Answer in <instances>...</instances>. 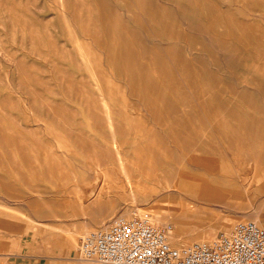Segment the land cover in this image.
I'll return each mask as SVG.
<instances>
[{"label":"rangeland","instance_id":"374dc122","mask_svg":"<svg viewBox=\"0 0 264 264\" xmlns=\"http://www.w3.org/2000/svg\"><path fill=\"white\" fill-rule=\"evenodd\" d=\"M142 212L264 228V0H0V264H96L70 239Z\"/></svg>","mask_w":264,"mask_h":264},{"label":"built area","instance_id":"2783aa9c","mask_svg":"<svg viewBox=\"0 0 264 264\" xmlns=\"http://www.w3.org/2000/svg\"><path fill=\"white\" fill-rule=\"evenodd\" d=\"M170 231L168 224H155L149 212L118 216L81 237L80 255L96 264H264V228L254 220L184 246L169 241Z\"/></svg>","mask_w":264,"mask_h":264},{"label":"bare ground","instance_id":"6f19581e","mask_svg":"<svg viewBox=\"0 0 264 264\" xmlns=\"http://www.w3.org/2000/svg\"><path fill=\"white\" fill-rule=\"evenodd\" d=\"M125 77V76H124ZM128 82V81H127ZM139 85V84H138ZM130 94V93H129ZM148 101V100H147ZM169 156V155H168ZM120 159H122V158H120ZM124 168V167H123ZM174 169H176V167H174ZM178 169V168H177ZM176 169V170H177ZM173 170V169H172ZM174 171V170H173ZM176 173V172H175ZM197 177V175H195V174H182V175H177V178H176V180L175 181H172V180H169L167 183H166V186L165 187H167V189H169V190H172V191H178V193L179 192H182V191H186V192H188V193H193L192 195H194V197H197V198H202V197H204L201 193L200 194H198L199 193V188L198 187H196V186H194V187H192V183H193V181H194V179ZM199 181V180H198ZM202 183H207L208 182V180L206 179V177H204L202 180ZM221 184H223L221 181H219ZM221 186V185H220ZM223 186V185H222ZM201 187H203V185H201ZM162 188V187H161ZM206 189V188H205ZM162 192V191H161ZM204 192H205V190H204ZM158 193V192H157ZM177 193V194H178ZM184 193V192H183ZM208 193V192H207ZM181 193H179V195H180ZM159 195H160V193H159ZM184 195V194H183ZM205 195V194H204ZM207 195V194H206ZM158 196V195H157ZM173 196V195H172ZM163 197V196H162ZM166 197V196H165ZM174 197V196H173ZM185 197V196H184ZM99 199V198H98ZM165 199V198H164ZM161 200V199H160ZM170 200V199H169ZM194 205H199V204H197V203H194ZM158 206V205H157ZM167 206V205H166ZM172 209V208H171ZM171 209H167L168 211V215L171 217V218H173V219H177L180 215H182L179 211H178V209H173V210H171ZM162 210V209H161ZM169 210L171 211V212H169ZM141 211V210H140ZM153 212V211H152ZM157 212V211H156ZM152 213V216L155 218V219H157V221L158 220H160V219H162V218H164L165 217V215L164 214H161V213ZM126 215H128L129 216V213H125ZM153 218V219H154ZM178 228V227H177ZM176 228V229H177ZM180 229V228H179ZM177 229V230H174V231H171L170 233H169V235H168V238H169V241H172V242H175L176 244H185V243H187L188 244V242H186L185 241V239H184V233L183 232H181L182 230L180 229ZM70 245L71 246H73V245H75V249H76V251L78 252V254H80L79 253V251H80V249H79V243L77 244V237H74V238H71L70 239ZM80 258H82V259H84L81 255H80ZM79 259V258H78ZM84 260H86V259H84ZM86 261H89V260H86ZM89 262H92V261H89ZM77 264H83V263H77Z\"/></svg>","mask_w":264,"mask_h":264}]
</instances>
